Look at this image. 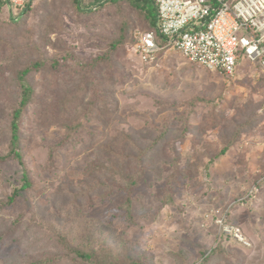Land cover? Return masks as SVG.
Segmentation results:
<instances>
[{
  "label": "rangeland",
  "instance_id": "374dc122",
  "mask_svg": "<svg viewBox=\"0 0 264 264\" xmlns=\"http://www.w3.org/2000/svg\"><path fill=\"white\" fill-rule=\"evenodd\" d=\"M90 2L81 0L82 9L75 0H42L21 33L0 28V153L11 134L7 108L20 95L17 70L37 59L47 61L29 76L36 99L20 121L26 164L0 162V201L22 186L25 169L33 179L31 191H21L13 204L0 205V264H24L60 250L47 243L40 218L67 222L78 238L86 229L94 231L100 246L111 248L123 263L130 257L140 264H201L222 244L229 264H264V70L243 57L235 75L226 76L167 48L155 61L145 62L134 47L137 36L148 31L140 27L141 20L138 25L137 13L115 5L95 10ZM5 12L8 17L9 8ZM130 17L137 24L133 37ZM124 21L128 29L122 34ZM119 39L126 47L118 46L104 71H89L86 63L110 51ZM54 57H59L56 66L49 63ZM80 86L90 98L96 89L102 93L100 109H95L100 115L87 119L75 141L59 145L67 134L65 124H73V117L57 106L62 88ZM213 98L214 104L208 102ZM254 114L259 115L256 123L231 150L209 163L217 146L224 145L230 119L247 121ZM186 121L193 130L176 140L179 152L174 154L172 140L183 136ZM166 129L167 138L146 157L147 170L136 187L128 190L127 182L116 176L114 183L75 203L73 192L93 182L88 179L87 185L82 178L98 145L112 148L121 132L124 138L135 134L133 153L139 155ZM202 148L210 153L203 162L196 157ZM187 162H194L199 173L190 168L193 177L181 176L177 167L183 169ZM138 168L133 162L127 170L136 174ZM177 172V180L170 182ZM60 182L69 186L58 193ZM77 207L83 218H74ZM221 220L239 228L245 241L223 231ZM222 256L210 264H224Z\"/></svg>",
  "mask_w": 264,
  "mask_h": 264
},
{
  "label": "trees",
  "instance_id": "16d2710c",
  "mask_svg": "<svg viewBox=\"0 0 264 264\" xmlns=\"http://www.w3.org/2000/svg\"><path fill=\"white\" fill-rule=\"evenodd\" d=\"M80 8L83 9L81 0H75ZM42 0H29L25 7H14L9 4L8 0H0V28H7L8 26L12 28L13 31L17 33H21V26L23 24H27V21L31 14H34L36 10L41 8ZM93 9L98 7L97 9H102L106 6L116 7L117 10L127 9L129 12L137 13L138 17V25H140L139 20H141L142 25L141 28L147 29L148 31H154L156 33L157 39L159 40L161 45H164L166 41V37L160 33L157 24V6L155 0H91ZM9 8V16L3 17L7 12L6 9ZM95 9V10H97ZM87 10V9H86ZM89 10V9H88ZM5 12V13H4ZM136 15V16H137ZM130 27L134 26L129 34L132 36V30L135 29L137 25L134 20L130 17ZM126 22L124 21L122 27L123 32L128 29L125 28ZM7 31H10L8 28ZM11 32V31H10ZM123 37V36H122ZM133 37V36H132ZM129 42V41H128ZM124 46L125 44L121 41V39L117 40L110 47V51L99 54L96 56L91 63H86V65H90L89 71H94L97 74V70L104 71L103 68H106L108 64L112 62L111 59H114L116 56V50L118 46ZM126 47V45L124 46ZM167 47H165L166 49ZM5 51V50H4ZM21 51V49H17L15 53ZM111 58V59H110ZM67 60V58H63ZM53 63V65H57L59 63V57H54L49 61V63ZM47 63L44 59H37L35 62H29V64L25 65L23 68L17 70V80L19 81L20 86V95L19 99H17L14 107L8 109L10 113V124L8 128L11 130V134L9 136V144L4 153H0V162L8 161L10 159L17 160L21 165L25 166V157L22 151L21 145V136H20V121L24 116L25 109L35 101L36 99V87L32 85L29 80L30 74L33 72L35 68L43 67ZM55 63V64H54ZM81 66L84 62H80ZM54 67V66H53ZM0 79L1 76H0ZM104 82V81H103ZM97 83V82H96ZM98 84V83H97ZM61 90V89H60ZM62 98L58 100V108L61 110L60 113H63L65 116L73 117V124H68L66 121L65 127L67 128V134L62 142L59 145H64L68 143H72L77 139L79 132L86 126L87 119L94 117L95 115H100V111L97 112L95 109H100L99 97L101 96V92L97 89L94 92L93 98L89 97V92L87 96H85L82 92L85 90L80 86L79 88H67L63 87ZM103 90V89H102ZM109 90L107 91V93ZM112 94V93H111ZM216 98L212 100H208V102L214 104ZM194 102V101H192ZM60 113L57 117H60ZM252 117H248L247 121L238 122L235 118L230 119L229 125H225V134L221 141L223 142V146H217L215 152L210 156L209 163H214L219 156L226 154L232 147L238 142L241 137V133L245 130H249L254 123L258 120L259 115L254 114ZM214 119H217L215 116ZM213 122V121H212ZM183 136L177 137L173 139V153L177 154L179 150H176V145L178 142L176 140H180V138H185L188 134L187 132H191L193 130L192 124L190 122H185ZM215 126V125H214ZM213 126V127H214ZM168 129L161 131L159 134L160 139H156L153 141L152 146L146 147L139 155H135L133 153V149L135 147V142L133 138H135V134L127 135L126 138L123 135V132L119 134L111 143L112 148L105 145L100 144L96 148V158L88 165L84 173V178L82 180L85 182L88 179H92L93 182L89 186V188H82L81 192H73L75 195L74 201L75 203L79 199L86 198L87 196L94 194L95 192L101 190L104 185L109 186V182H113L116 180V176H119L121 179L125 180L127 183L125 188L128 190H132L139 183L140 179L143 177L147 168H144V161L146 157L149 156L151 151L156 148V146L161 142V139L165 140L167 138ZM171 143V141H170ZM106 148V149H105ZM204 151L197 154V158L199 161L203 162L204 159L210 155L205 148H202ZM177 151V152H175ZM176 156H172L170 160H173L172 163L175 162ZM133 162L139 165V168L135 173L127 170V167L130 166ZM177 163V162H175ZM174 163V165H175ZM177 166V164L175 165ZM190 168H195V174H198L197 167L194 162H187L186 167L180 169L177 167L178 172L180 171V175L184 177H193L195 174H191L189 172ZM174 173L171 175L170 182L177 180L179 174ZM178 174V175H177ZM97 176L99 179H97ZM104 178H107V181H104ZM23 184L20 187H15L13 193L8 197L6 201H0V205H8L13 204L17 200V196L21 191H31L33 188V179L28 170L25 169L23 176ZM87 184V182H85ZM88 185V184H87ZM69 186L65 182H60L58 184V188L56 192L60 193L63 187ZM168 191V195L171 191V186ZM118 187L116 186L114 191H117ZM74 218H83L80 212V207L74 208L72 211ZM40 224L43 228H45L48 232V240L47 243H56L57 246L60 247V250L56 252L50 251L45 255L40 254L39 258L36 260L27 261L24 264H140L139 260L135 258H130L123 263L116 261L118 259L115 257V252L111 250L108 246H104L103 248L100 246L99 238L95 235L94 231L90 232L88 229L85 230L83 234L84 237L78 238V233L74 231L73 228L68 227V223H62L61 221H48L46 219L40 218ZM76 233V234H72ZM106 241V240H105ZM47 244V245H48ZM100 246V248H99ZM225 253L226 257L223 258L225 260L224 264H229L230 256L228 255L227 250L222 244H219L209 253L207 257H205L201 264H210V261L218 258L221 259L222 254ZM23 263V262H22ZM145 264V262H143Z\"/></svg>",
  "mask_w": 264,
  "mask_h": 264
},
{
  "label": "built area",
  "instance_id": "2783aa9c",
  "mask_svg": "<svg viewBox=\"0 0 264 264\" xmlns=\"http://www.w3.org/2000/svg\"><path fill=\"white\" fill-rule=\"evenodd\" d=\"M8 1L14 7H25L29 0ZM155 2L158 29L167 42L161 45L154 31L140 33L134 47L145 62L155 61L167 47L190 63L226 76L235 75L243 57L264 70V0ZM220 223L223 231L245 241L239 228L223 220Z\"/></svg>",
  "mask_w": 264,
  "mask_h": 264
}]
</instances>
